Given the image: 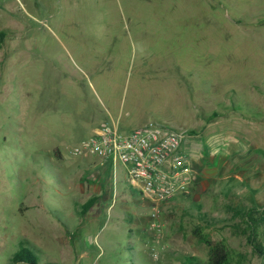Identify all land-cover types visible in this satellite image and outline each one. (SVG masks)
<instances>
[{"label": "rangeland", "instance_id": "obj_1", "mask_svg": "<svg viewBox=\"0 0 264 264\" xmlns=\"http://www.w3.org/2000/svg\"><path fill=\"white\" fill-rule=\"evenodd\" d=\"M0 33V264H264L234 214L264 207V0H8ZM121 121L185 134V192L72 154Z\"/></svg>", "mask_w": 264, "mask_h": 264}, {"label": "built area", "instance_id": "obj_2", "mask_svg": "<svg viewBox=\"0 0 264 264\" xmlns=\"http://www.w3.org/2000/svg\"><path fill=\"white\" fill-rule=\"evenodd\" d=\"M14 1L22 5V0ZM184 137V133L155 122L128 131L106 122L79 141L72 154L85 160L93 158L95 166L107 165L114 175L117 167L123 166L134 189L160 202L185 192L194 181Z\"/></svg>", "mask_w": 264, "mask_h": 264}, {"label": "trees", "instance_id": "obj_3", "mask_svg": "<svg viewBox=\"0 0 264 264\" xmlns=\"http://www.w3.org/2000/svg\"><path fill=\"white\" fill-rule=\"evenodd\" d=\"M3 38V33H0V42ZM94 202H88L83 209V213H86L92 206ZM235 216L241 217L243 222L246 224V230L244 232L247 235V240L250 245L253 246L254 250L264 257V245L263 247L256 244L258 229L264 227V207L263 208H251L246 211H234ZM204 242L208 244L210 248V264H231L229 261V250L224 243H213L208 239ZM26 252V251H25ZM24 261L29 264H37V261L33 256H22V253H18L15 256V262Z\"/></svg>", "mask_w": 264, "mask_h": 264}, {"label": "crops", "instance_id": "obj_4", "mask_svg": "<svg viewBox=\"0 0 264 264\" xmlns=\"http://www.w3.org/2000/svg\"><path fill=\"white\" fill-rule=\"evenodd\" d=\"M115 124H116V125H122V126H125V127H127V128H128V126H130L129 123H126V124H125V123L122 122V121H121V122H115ZM141 124H146V123H141ZM122 130H123V129H122ZM124 131H128V130H124ZM185 145L188 146V145H189V142L186 143ZM188 151H189V150H188ZM188 151H187V152H188Z\"/></svg>", "mask_w": 264, "mask_h": 264}]
</instances>
